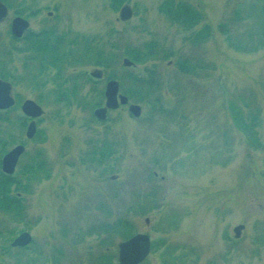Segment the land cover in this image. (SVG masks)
<instances>
[{
  "label": "rangeland",
  "instance_id": "rangeland-1",
  "mask_svg": "<svg viewBox=\"0 0 264 264\" xmlns=\"http://www.w3.org/2000/svg\"><path fill=\"white\" fill-rule=\"evenodd\" d=\"M163 1L131 0L134 16L122 21L111 0H27L43 16L46 9L58 15L61 29L101 36L117 45L111 48L117 60L108 73L143 77L146 68H155L171 88L157 94L162 100L159 109L163 107L167 115L139 102L140 118L120 107L110 111L104 122L91 121L90 108L82 103L67 105L46 97L55 87L51 82L55 69L46 77L49 84L44 89L31 85L22 89L36 101L45 93L40 103L45 114L37 120L40 132L30 141L21 167L40 150L51 173L22 194L23 219L0 210V264H18L10 255L18 248L2 254V247L10 245L12 230L16 236L22 231L33 236L23 254L25 262L32 257L36 262L31 264H92L99 253L107 248L113 252L123 241L117 235L110 245L102 246L100 240L108 235L92 230L101 222L114 224L127 217L136 232L149 234L157 243L142 264H264V147L247 145L227 107L228 101H234L258 113L264 145V49L242 52L229 41L238 36L237 31L246 32L242 25L250 23H229L233 10L255 0H184L199 7L212 27L211 37L201 43L193 40L194 30H185L160 12ZM227 23L230 32L224 33L221 26ZM32 24L38 26L37 20ZM152 43L160 52L158 58L123 67L127 44L145 50ZM180 57L200 68L194 74L180 72ZM94 68L83 64L66 71L89 75ZM105 85L103 80L100 88ZM130 85L126 80L125 88ZM83 86L86 96L92 85L83 81ZM174 117L185 118L184 123L171 124ZM105 143L115 153L103 163L92 160V152L97 149L100 157ZM214 150L225 164L212 161ZM156 156L158 165L153 164ZM145 193H152L154 207L128 213L127 206ZM172 213L178 216L173 217L176 223L167 218ZM240 224L245 228L236 239L234 228ZM58 246L63 248L61 254L60 249L54 254L58 260H49Z\"/></svg>",
  "mask_w": 264,
  "mask_h": 264
},
{
  "label": "trees",
  "instance_id": "trees-1",
  "mask_svg": "<svg viewBox=\"0 0 264 264\" xmlns=\"http://www.w3.org/2000/svg\"><path fill=\"white\" fill-rule=\"evenodd\" d=\"M130 1L131 0H111V6L113 7V9L118 11L123 4L129 3ZM247 4L250 5L248 7L237 6L232 12L234 16L231 17L228 21L229 23L250 22L247 26L242 25L246 28V32L241 33L237 31L238 36L234 35L235 38H229V41L231 42V45L238 51L256 52L258 50L264 49V0L250 1ZM159 10L172 23L183 26L185 30H194L192 32V35H194L193 40L197 43H201L209 39L213 33L210 24L205 22L206 18L203 11L188 1L165 0L160 4ZM229 23L222 24L221 27L224 30V33L230 32L228 27ZM113 33H115L114 30ZM83 40L84 41L82 42L80 55H77V52L79 50H74L73 52L69 50H63L64 41L62 37L59 40H55L54 42H51L52 40L48 39L42 42V52H44V54H53L52 61L54 62V65L57 66L58 70V73L54 78L58 86L56 89H51L47 92V95L51 99H53L54 102L65 100V102L68 103L67 105H71V103L69 102L72 101L79 102L80 104L82 103L84 108H90L92 119L91 121H97V119L94 117L93 110L96 107L103 105L105 100L104 89L100 88L99 81H94L90 77L84 78L85 81L92 84L90 90L85 96L82 95L83 91L80 88L82 87V85L79 84V75L75 74L64 76L66 65L90 64L96 67L103 68L108 76L107 79H121L123 92L129 96L131 101L146 104V106L150 107L153 111L159 110L164 114L166 113L164 112V110H160L162 109V107L159 109L161 99L157 96V94L162 92L166 86L167 88L171 87H169L166 81L156 73V70L154 68H146L147 76L143 77H139L134 74L118 76L117 74L108 73V71H110L117 60V55L112 52L111 48L117 45L111 44L109 40H104L101 36L99 38L84 37ZM78 43L79 39L75 38L68 45L71 46V44H73L77 46ZM107 47L110 48L107 49ZM157 49L158 48L153 43L148 44L145 50H141L137 47H133L130 44H127V50L124 52V56L129 57L135 63H142L151 59L158 58L160 56V52ZM177 67L182 73L187 75H189L190 73L194 74V69L196 67L200 68L198 64L193 65L189 58L184 57L179 58V60L177 61ZM36 78V75L30 76L29 83H34ZM126 80H129L131 82V85L127 88H125ZM65 83H71V86L63 88V85ZM179 94L180 93L178 91V95ZM227 107L235 129L244 136L243 139L246 141L247 145L252 149L263 148L264 145L262 143L259 131L261 120L258 113H255L252 110L248 111L247 106L238 105L234 101H228ZM86 124L89 126L90 121H88ZM97 141L99 142V140ZM214 146L215 145H213V147ZM114 150H116L114 147L105 143L104 146L99 150L100 157L97 156V149L92 152L94 156L92 160L98 163H103L107 158H110V155L112 153H115ZM156 157L153 158L154 165H158L161 162L160 158ZM220 158L221 155L219 154V151L214 150L212 154V161L214 163L220 162L225 164L222 159L220 161ZM19 172L26 173V178L28 179L26 184H23L21 180L16 179L14 180L15 184L13 183L12 185H9V182L4 180L5 175L1 172V176H3V178L0 181V210L7 213L8 215H12L13 218L23 219L24 215L26 214V206L23 203V199L17 193L24 191L29 192L31 185L34 182L42 180V178H49L51 169L48 167V160L46 159L44 152H37L26 164L22 172ZM153 175L155 176L154 172ZM11 177L13 178V176ZM14 178L16 177L14 176ZM143 196L145 202L142 201V198H140L137 202L135 200V202H133L130 206H127L126 211L128 210V213L135 212L137 210L144 212L152 209V207H154L155 205V203L153 202L154 197L152 193H145L143 194ZM104 210L106 214L111 215L109 209L104 208ZM173 217L178 216L172 213L171 216L169 214V217L167 218L172 223H176V219ZM95 230L108 235L107 238H102L100 240L102 246L110 245L114 240V236L120 235L123 240H126L137 233L134 223L131 222L128 217L120 218L114 224L101 222L95 227V229L92 230V232H94ZM16 234L17 233L12 230L13 236L11 237V239L9 238L8 241L12 242ZM156 244L157 243H154V247L156 246ZM59 246L51 252V255L49 256L51 258H49V260H58L57 257H54V254L56 253L57 249H60V254L62 253L61 251L63 250V248ZM13 249L14 248L11 246V244L8 246L4 245L2 247V254L6 256L7 252L10 253V251H12ZM25 250L26 249L18 248V251L15 254H10L11 258H14L18 264H31L30 262H36V260L32 257H30V261H24L23 254ZM0 257H2V255H0ZM92 264L115 263L113 262V258H111L109 254L102 252L98 254L97 258Z\"/></svg>",
  "mask_w": 264,
  "mask_h": 264
},
{
  "label": "flooded vegetation",
  "instance_id": "flooded-vegetation-1",
  "mask_svg": "<svg viewBox=\"0 0 264 264\" xmlns=\"http://www.w3.org/2000/svg\"><path fill=\"white\" fill-rule=\"evenodd\" d=\"M1 1L7 7V16L0 21V79L11 84L10 97L13 98L14 104L0 108V123L4 124L3 130H0V181L3 178L1 176L3 157L18 146H25L26 150L19 157L16 167V171L18 169L22 171L21 166L26 157L27 147L30 141L36 137L32 139L28 137V128L33 118H30L23 109L29 98L22 89L31 85L34 89L41 90L43 84H39L38 81L45 80L46 77L42 75H48L50 70L55 69L52 61L53 54L42 52V42L46 39L54 42L62 37L64 41L63 50H66L70 46L68 44L76 38L77 34L71 30L61 29L59 16H53V11L50 9H46L47 15L43 16L41 10L30 8L27 0ZM51 17H54L55 20H50ZM16 18H24L30 22L29 28L20 36L14 32ZM33 20H37L38 26H32ZM78 34L79 39H81L82 34ZM74 47L71 44L70 48L73 49ZM84 73L87 74V72ZM34 75L37 76L36 80L34 83H29V77ZM43 98L44 96L40 93L38 101L33 100L40 104ZM4 175V180L8 181L9 185L15 184L14 180L17 177L14 178L13 176L12 178V175L5 173ZM20 175V180L26 184V173L23 172ZM118 261L119 245L115 262Z\"/></svg>",
  "mask_w": 264,
  "mask_h": 264
},
{
  "label": "water",
  "instance_id": "water-1",
  "mask_svg": "<svg viewBox=\"0 0 264 264\" xmlns=\"http://www.w3.org/2000/svg\"><path fill=\"white\" fill-rule=\"evenodd\" d=\"M134 15L133 8L129 4H125L120 11V19L127 21ZM7 16V7L0 0V21ZM30 23L24 18H16L14 21V32L20 36L23 32L29 28ZM125 66H133L134 62L129 58H125L123 61ZM94 77L101 78L103 71L95 69L92 72ZM120 92V82L118 80H110L105 88L106 104L103 107H99L95 110V115L100 120H105L109 109H117L119 106L126 105L129 102V98ZM11 84L4 82L0 79V108H6L14 104L13 98L10 97ZM24 111L30 117L37 118L44 114V109L33 100H28L24 104ZM129 110L139 117L142 113V107L138 104H131ZM37 131L36 122L32 121L28 128V137L33 138ZM25 151L24 146H18L3 159V170L6 173L12 174L15 172L16 165L18 163L20 155ZM245 225L241 224L234 228L235 237L241 236L242 230ZM33 238L30 232L25 231L21 233L12 243L13 247H25L31 244ZM151 251V239L147 234H137L129 240L120 243V263L119 264H139L146 259Z\"/></svg>",
  "mask_w": 264,
  "mask_h": 264
}]
</instances>
